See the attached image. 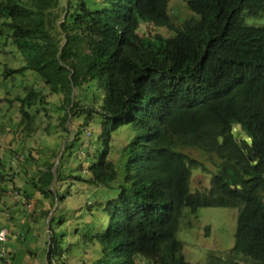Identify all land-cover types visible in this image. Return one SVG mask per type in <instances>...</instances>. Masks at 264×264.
<instances>
[{
  "label": "trees",
  "instance_id": "obj_1",
  "mask_svg": "<svg viewBox=\"0 0 264 264\" xmlns=\"http://www.w3.org/2000/svg\"><path fill=\"white\" fill-rule=\"evenodd\" d=\"M169 1L0 0V39L25 62L5 73L32 70L40 78L13 100L19 120L12 131L32 135L40 107L48 110L45 86L61 96L56 124L62 130L73 117L84 133L88 122H101L102 148L91 163L83 165L91 143L76 156L70 150L78 138L72 131L64 144L67 161L64 151L58 158L51 149L57 163L44 159L36 180L28 181L34 189L24 191L28 198L53 199L49 209L35 207L47 219L49 264H65L59 258L66 232L59 225L84 208L101 213L97 221L91 212V264H264V24L245 22L264 17V0H184L195 15L179 24ZM142 23L170 34L140 35ZM76 92L85 95L75 101ZM123 125L137 134L122 147L119 180L110 139ZM234 125L246 137L237 136ZM186 149L218 159L209 188H191V168L202 165ZM29 152L17 157L30 161ZM87 184L92 194L78 213L57 208L47 218L70 196L65 187L84 192ZM101 188L106 191L96 194ZM204 206L238 208L234 243L227 257L209 254L208 262L192 263L177 232L185 208L196 213ZM79 226L67 229L78 233ZM10 254L8 264H17Z\"/></svg>",
  "mask_w": 264,
  "mask_h": 264
},
{
  "label": "rangeland",
  "instance_id": "obj_2",
  "mask_svg": "<svg viewBox=\"0 0 264 264\" xmlns=\"http://www.w3.org/2000/svg\"><path fill=\"white\" fill-rule=\"evenodd\" d=\"M168 12L176 24H179L184 19H187L195 14L187 7L184 0H170L168 3ZM247 24H264V17L254 18L246 17ZM154 33H161L169 35L170 32L166 27L153 26L150 23H142L139 34L153 35ZM173 33V32H172ZM25 64L22 54L11 43L0 39V222L5 223L8 219V226L13 230V234L8 237V245L14 252V261L17 264H46V249H47V219L44 218L42 212L35 209L36 214L33 218L26 206V200H35L27 197L34 188L29 180L35 181L38 176V167L44 159L50 160L52 163H57L60 155L63 154L64 144L69 141L68 136L72 135V131L78 133V138L74 140L73 146L70 150H74L73 154L80 150L88 151L87 143H91V154L83 160V165L86 166L91 163L101 148V122H88L85 126L90 134L84 133V127L79 126V119L76 117L69 118L67 121V130H62L56 119L63 110L58 106L61 101L60 95L49 94L48 88L45 86L43 93L47 94L48 110L40 107V113L35 118V130L28 137L25 131L18 129L13 132L15 125L19 120V113L16 102L13 101L18 94H23L24 88L28 83L40 80L37 73L32 70H24L23 72H14L6 74V69H17ZM35 87V86H34ZM74 100L84 97L83 93H74ZM13 101V102H12ZM12 108V118L8 121V111ZM79 108V107H77ZM60 119V118H58ZM70 120V121H69ZM71 122V124H70ZM8 127L11 129L7 131ZM46 128V129H45ZM234 132L237 136H244L243 129L239 125H234ZM137 130L130 125L120 126L111 135L110 147L111 157L120 167L121 173L118 179H122L124 173V156L121 151L135 135ZM2 136H6L3 137ZM26 139L24 140V138ZM221 141V137L219 138ZM83 143V146H82ZM10 149L18 154L12 155ZM51 149H56L58 158L53 157ZM29 150L30 161L20 159L21 154ZM20 151V152H19ZM68 149L64 151V160L67 161ZM187 154L199 160L202 166L191 168L190 185L192 189L209 188L211 184L212 172L216 170V163L218 159L214 155H206L195 149H186ZM60 154V155H59ZM20 156V157H17ZM18 159V161H17ZM121 160V162L119 161ZM205 169H204V168ZM113 195L117 191V181H114ZM76 187H65L64 190L70 193L62 202L55 203L51 208L47 218L53 215L57 208H70V213H78L79 208L85 201L90 199L92 194V185L87 184V188L82 192L75 189ZM106 190L104 188L98 189L96 194H103ZM95 196V195H94ZM45 199V198H42ZM47 202H46V201ZM35 202L38 208H50L53 199H45ZM22 201V204H19ZM5 203V204H4ZM18 203V204H17ZM32 204V203H31ZM35 206V207H36ZM78 218L72 217L65 223L59 225L60 229L65 231L62 237V247L65 249L62 259L65 264H91L94 257L93 246L87 238V233L93 232L95 229L94 219L99 221L101 213L99 211H84ZM91 212L95 213L92 219ZM238 208L223 207V206H204L197 209L196 213H192L188 208L184 209V217L180 221V227L177 232V238L183 244V254L187 261L192 263H206L209 260V254L227 257L229 249L234 243V232L236 226ZM77 221L80 222V230L78 233L70 231L68 226L74 225ZM24 232L25 240H20L17 236L19 232ZM22 233H20L21 235ZM23 235V234H22ZM96 245L99 243L94 241ZM209 252V253H208ZM142 259L138 256V260ZM57 260H53V264H58ZM143 264L145 260H142ZM140 260L138 264H142ZM147 262V261H146ZM62 264V263H60ZM152 264V263H151Z\"/></svg>",
  "mask_w": 264,
  "mask_h": 264
},
{
  "label": "crops",
  "instance_id": "obj_3",
  "mask_svg": "<svg viewBox=\"0 0 264 264\" xmlns=\"http://www.w3.org/2000/svg\"><path fill=\"white\" fill-rule=\"evenodd\" d=\"M36 196H33V198H36L35 200H33V201H36V200H40V202H42L43 200H45V199H42V197L41 196H39V194H35ZM32 198V199H33ZM31 202V200L30 201H28V202H26V206L28 207V208H32V209H35V206H36V204H35V202ZM46 201V200H45ZM45 201H44V206L43 207H46L45 206ZM47 202V201H46ZM32 203V204H31ZM19 204H22V201L19 203ZM36 214L35 213V211H32V212H30V214ZM10 217L9 216H7V221L5 222V223H1L0 222V229L1 228H6L7 229V231H8V236L7 237H10L11 236V234H13V230L10 228V226H8V219H9ZM33 218V217H32ZM20 233H22L23 234V239L22 238H20V236H22V234L20 235ZM48 232L46 231V234H47ZM18 237H19V239L20 240H25V236H24V232H19V234L17 235ZM8 239V238H7ZM0 246H1V244H0ZM4 248L6 249L5 251L6 252H8L11 256H12V259H14V257H15V254H14V252L10 249V247H9V245H8V241H6L5 242V246H4ZM46 256V255H45ZM5 259L4 260H2V262H0V264H8V262L6 261V257H4ZM47 262V261H46ZM46 264H49L48 262L46 263ZM52 264H53V262H52Z\"/></svg>",
  "mask_w": 264,
  "mask_h": 264
},
{
  "label": "built area",
  "instance_id": "obj_4",
  "mask_svg": "<svg viewBox=\"0 0 264 264\" xmlns=\"http://www.w3.org/2000/svg\"><path fill=\"white\" fill-rule=\"evenodd\" d=\"M7 229L6 228H1L0 229V260L1 259H4L5 255H6V251H5V248H4V243L6 241V238H7ZM12 264H15V263H12Z\"/></svg>",
  "mask_w": 264,
  "mask_h": 264
}]
</instances>
